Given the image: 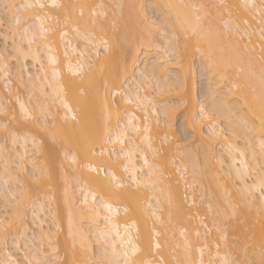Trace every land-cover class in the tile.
<instances>
[{"label": "bare ground", "instance_id": "bare-ground-1", "mask_svg": "<svg viewBox=\"0 0 264 264\" xmlns=\"http://www.w3.org/2000/svg\"><path fill=\"white\" fill-rule=\"evenodd\" d=\"M111 1H118V7L126 10L120 8L125 22L133 19L140 27L139 18H146L143 0ZM152 4L172 20V40L162 37L161 43L153 45L156 42L149 38L142 37L143 41L133 33L132 38L130 29L135 31V24L129 22L127 26L133 25L129 29L123 20L116 22L118 29L121 25L127 29L118 31L123 37L124 31H130L126 32L129 39L125 43L118 42L116 33L109 35L108 30L95 37L90 27L107 12L101 0L87 10L84 0H0L9 14L10 30L24 42L11 43L13 48L19 54H28L33 65L32 69L24 65L15 73L16 84L22 86L25 81L48 98L38 102V108L51 117L52 140L69 150L63 153L68 168L66 164L59 166L58 151L48 153L52 162L46 160L42 166L44 159L39 162L35 154L44 158L47 149L45 143L28 133L29 129L37 131L29 104L13 96L22 113L19 123L26 129L20 137L14 132L9 135L12 143L19 142L18 147L12 146L15 149L0 144L1 183L15 181L10 166L14 156L23 179L27 164L35 170L31 174L35 182L29 181L36 184L32 186L38 187L34 189L42 196L31 200V188L15 200L11 197L17 186L0 189L4 198L8 196L10 202L14 199L10 213L0 207V228H19L24 243V248L18 247L24 262L4 249L0 264H53L58 258L55 251L61 224L65 226L60 238L65 264H241L231 260L236 248L241 257L264 258V0H153ZM221 12L228 15L216 21ZM232 13L238 14L243 23L233 20ZM59 19L65 26H58ZM164 26L156 32L163 33ZM152 29L151 35L155 33ZM167 42L170 47H166ZM194 56L212 80L208 85L211 108L197 99ZM3 64L0 61L1 77L7 75ZM9 83L6 76L4 89L10 91ZM151 84L156 89H151ZM113 94L119 97L115 99ZM167 94L176 96L175 106L166 101ZM33 95V100L40 101L42 96ZM3 98L0 93V103ZM4 105L1 111L7 109ZM178 108L183 111L180 124L198 142L202 165L197 163L206 168L212 188L225 204L222 214L220 208L213 209L216 215L210 218L211 225L209 219L203 221L206 215L193 211L195 200L190 189L194 185V191L202 188L200 173H196L199 168L189 163L187 169L183 160L168 149L171 144L161 146L172 135L174 110ZM7 112L6 120L10 122L8 117L13 115L10 119L14 122L17 114ZM220 112L227 118L230 114L235 117L229 133L219 120ZM3 123L0 127L7 125ZM40 125L47 128L46 122ZM189 172L199 173L198 179L194 175L187 178ZM56 176L65 182L62 188L57 187ZM46 185H50L48 190ZM204 203L207 208L203 207V212L213 214L210 201ZM27 205H31L30 218L37 228L34 234H30L32 229L25 219ZM246 207H251L250 211ZM252 208L257 214L254 221L245 214H253ZM49 216L52 227L46 221ZM221 217L228 220L224 223ZM212 229L217 232L215 238L211 237ZM4 235L1 232L0 240ZM16 238L12 242L17 244ZM224 240L226 250L220 248ZM42 241L48 249L40 246Z\"/></svg>", "mask_w": 264, "mask_h": 264}, {"label": "rangeland", "instance_id": "rangeland-1", "mask_svg": "<svg viewBox=\"0 0 264 264\" xmlns=\"http://www.w3.org/2000/svg\"><path fill=\"white\" fill-rule=\"evenodd\" d=\"M85 2H86V6H87V4L88 5H90L89 7H92V6H94V5H92V4H94V2H96V1H98V0H84ZM101 1H103V6L106 8V10H107V12L101 17V18H98V19H96V21H95V24L94 25H92L90 28H91V31L94 33V36L95 37H101V35L103 34V32L104 31H107V33L109 34V35H112V34H115V36L118 38H116L117 40H118V42H120V43H125V41H127L128 39H127V37L125 38V36L127 35L126 34V32L127 31H124V33H125V35H124V37H123V35H122V33H121V31L120 32H118L119 30H121V28H123L122 27V25H121V27L118 29V26H119V23L117 24V22H120V23H123V22H121L123 19H125V18H123V16L122 15H124V11L122 10V9H124L123 8V6L122 5H120L121 7H122V13H121V10H120V8L118 7V5L116 4V3H118V1H116V3H113L111 0H101ZM152 1L153 0H143L142 1V3H141V6H142V9H144V12H145V17L146 18H139V20H141V21H139V26L140 27H136V25H138V24H135V23H133L132 22V20L131 21H129V22H131V24H135L134 25V30L135 31H133L132 29H130V27H132L133 28V25L131 26H127V25H129L127 22H125V20H123L126 24L124 25V26H126L127 28H129L130 29V31H131V33H130V31H128L127 33L131 36V34L133 33L134 34V36L136 37V35L137 36H139L140 35V37H141V40H145V39H142V37L143 38H146V39H148V40H151V42H156V43H153V45L154 44H157V43H161L162 41H163V38L162 37H168L169 38V36H170V33L172 34V32L173 31H175V28H173L172 29V25H173V22H172V20L171 19H167V18H169L168 16H167V14H165V11L162 9V11H161V9L159 10L157 7H155L156 5L155 4H152ZM115 2V1H114ZM124 1H122V3H123ZM83 4V3H82ZM84 5H85V3H84ZM117 5V6H116ZM5 6V5H4ZM1 7H3V6H1L0 5V53H1V55H0V61H3L4 62V64H3V68L7 71L6 73H7V77L9 78V80H10V83H9V87H12V90H7V88H5L4 89V84H3V80H6V76L5 77H1V68H0V85L1 86H3L2 87V89H4L3 91H0V93L2 94V96L4 97L3 98V100H4V102H2L3 100H1V103H0V106L2 107V105H4L3 103H5V107H7V109L5 110V109H3L4 111H1V107H0V123H2L3 121H4V123L3 124H7V125H5V126H2V127H0V144H2L1 142H3V144H4V146H7L8 147V149H15L14 147H16V145H17V147H18V145H19V142H16V143H12L11 142V138H10V136L9 135H11L12 134V132H14L15 134L17 133L18 135L17 136H19L20 137V135L21 134H23L22 132H23V130H25L24 128H23V126H21V124L19 123L20 121H22L23 120V118H21V115H22V113H20V110H18V107H17V105H16V102H17V100H16V98L14 99L13 98V96L15 95H17L21 100H24V102L26 101L27 102V104H29V108H30V110H31V112H32V116H31V118L34 120H32V119H30V120H32L33 121V123H34V126L36 127V129H37V131L36 130H30L29 129V132L28 133H31L35 138H37V139H39V141L40 142H43V144L45 143V147H46V149H47V153H46V151H45V154H46V156L43 158V156L41 157V155H40V153H36L35 154V157L37 156V155H39L38 157H37V160L39 161V162H41L43 159H44V161H42L41 163H43V165L42 166H45V163H47L48 161H46V160H49L50 162H52L51 160L53 159V157H50L49 155L50 154H48V153H52V152H55V153H57V151L59 152V153H57V154H55V155H58L59 154V156H61V157H59L61 160V164L59 165V166H65L64 164H66V168H68V165H67V162H68V160L64 157V154L63 153H65L64 152V149L65 148H63V147H61L60 146V144L58 143V142H55V141H53L52 140V137H51V131H50V128H52V125H53V122H51V117H47L48 115H47V113H43L42 111H40V109L38 108L39 106L37 105V103L38 102H40L41 103V101L42 100H48V98L46 97V96H42L39 92H37L36 90H34V89H32V88H30V86L29 85H27V83L25 84L24 82H23V85L21 86V85H18V84H16V81H15V73L18 71V70H23V66L25 65V67L27 68L28 67V69H32V67H33V65H32V60H31V57L28 55V54H19V52L17 53L16 51H15V49L13 48V44H11V43H14V42H21V44H23L24 42L23 41H20V39H19V37L17 36V35H13V33H12V31L10 30L11 28H9V26H10V24H9V22H10V17H9V14H8V12H7V10H6V8L4 9V7L3 8H1ZM89 7L87 6V8H86V10L87 9H89ZM118 9L120 10V11H118ZM125 10V9H124ZM126 11V10H125ZM164 11V12H163ZM224 11V10H223ZM224 12H226V11H224ZM128 13V12H127ZM222 13V12H221ZM218 14L217 16L218 17H216V21H221V19H219V17H223L224 15H228L227 13H222V14ZM164 14V15H163ZM79 15V14H78ZM77 15V16H78ZM82 16H83V14H81ZM223 15V16H222ZM232 15H234L233 13H232ZM80 16V15H79ZM78 16V17H79ZM128 16V15H127ZM165 16H167V18L165 17ZM126 17V16H125ZM165 17V18H164ZM238 17V18H237ZM123 18V19H122ZM115 19V20H114ZM127 19H128V17H127ZM126 19V20H127ZM142 19H143V21L146 23L147 21H145V20H148V22L145 24L143 21H142ZM166 19H167V21H166ZM235 19H237V20H235ZM110 20H112V21H110ZM117 20H119V21H117ZM128 20H130V19H128ZM165 20V21H164ZM233 20H235V21H237V22H239L240 24L241 23H243L242 21H241V19H240V17L238 16V14L235 16L234 15V17H233ZM59 21H60V23H59V27H63V26H65V24H62V21H61V19H59ZM115 21V22H114ZM117 21V22H116ZM149 21H151V22H149ZM169 21L171 22V25H169L168 23H169ZM113 22H114V24H113ZM135 22H137V21H135ZM152 25H151V24ZM156 23V26H158V24L161 26V25H166V26H164V28L163 29H165L164 30V32L162 33L161 32V34H158L157 32H158V29H159V31H160V26H158V27H156L154 24ZM217 23H220V24H222V22H217ZM145 24V25H144ZM118 25V26H117ZM149 25V26H148ZM154 25V26H153ZM167 25L169 26V27H167ZM151 26V27H150ZM142 27V28H141ZM173 27H175V26H173ZM141 28V29H140ZM144 28V29H143ZM147 28V29H146ZM149 28V29H148ZM154 29V31H155V33L154 32H152V33H154L153 35H151V29ZM123 29H126L125 27L123 28ZM153 29H152V31H153ZM163 29L161 30V31H163ZM127 30V29H126ZM140 32H138V31ZM141 30V31H140ZM147 30H149V31H147ZM157 31V32H156ZM172 31V32H171ZM113 32H115V33H113ZM149 32V33H148ZM123 33V34H124ZM160 33V32H159ZM162 34H163V36H162ZM168 35V36H167ZM133 36V37H134ZM151 36V37H150ZM174 36V35H173ZM172 35L170 36V40H172V38L171 37H173ZM12 37V38H11ZM17 37V38H16ZM129 37V36H128ZM132 37V36H131ZM132 37V38H133ZM134 37V38H135ZM140 37H137V39H139L140 40ZM154 37V38H153ZM12 39V40H11ZM122 39H124V42H122L123 40ZM127 39V40H126ZM131 39V38H130ZM154 39V40H153ZM14 40V41H13ZM15 40H17V41H15ZM169 40V41H170ZM11 41H13V42H11ZM23 42V43H22ZM12 45V46H11ZM126 45H127V42H126ZM166 47H170V44L167 42V46ZM100 50L102 51L103 50V48H100ZM23 51H27V50H23ZM27 53V52H26ZM22 55H24V56H22ZM197 58V59H196ZM42 59V58H41ZM142 62H144V58H142ZM139 62L141 63V59L139 60ZM34 64V63H33ZM193 68H194V75H195V80H196V94H197V99H198V101H203L204 103H206L205 105L208 107V108H211L212 107V99L210 98V89H209V86L208 85H211V84H209V83H211L212 82V80L211 81H209L210 79L208 78V76H207V74H206V72H205V70H202V69H200V67H199V64H198V57H196V56H194L193 57ZM175 69V68H174ZM173 69V70H174ZM23 72V71H22ZM208 78V79H207ZM3 85H2V84ZM31 89H32V91L33 92H31ZM45 89H47V88H45ZM151 89H156V86L154 85V84H151ZM33 93L34 94H38V96H42L41 97V99H39L40 101H38L36 98H34V100L32 99L33 97H34V95H33ZM47 93H48V89H47ZM114 96H115V99H117L119 96L116 94H113ZM10 97V99H7V98H9ZM5 98H6V100H5ZM40 98V97H39ZM6 101V102H5ZM16 101V102H15ZM166 101H168L169 103H171L172 105H176L177 103V98H176V96L175 95H168L167 94V97H166ZM171 101V102H170ZM174 102V103H173ZM4 107V108H5ZM17 107V108H16ZM3 108V107H2ZM39 109V110H38ZM10 110V111H9ZM5 111H8L7 113H9V114H17L16 116L17 117H19V119L15 116V118H16V120H14V122H11V119H13V118H11L10 119V117L11 116H13V115H11V116H9L8 118H9V121L10 122H8L6 119H7V115H5L6 117H4V113H5ZM174 111H176L175 112V114H174V118H173V123H172V135L170 136V139L168 140V141H166V142H162L161 143V146L162 147H167V146H169L168 144H171L169 147L170 148H168L169 150H171L170 152L174 155V156H177V157H180L182 160H183V162L187 165V169H189V163L192 165V164H196V167L197 168H199L198 170H196V173L197 172H199L198 174L200 175H198V177H199V181L200 182H202V188L200 187H198V190H195L194 191V189H197V186L196 185H194L193 186V189H190L191 190V193L194 195L193 196V198H194V200H195V204L193 205V208L195 207V209L193 210V211H195V210H197L196 212H198V214L200 213H203L204 215H206L205 217H204V215H203V221H207L208 219V224H210L209 222H211L210 220V218H213L214 217V215H216V213H214L213 211V209H219V212L220 211H223V210H221V208L223 207V209H225L224 208V206L223 205H225V204H223L222 203V201H221V199H218V197H217V195H216V192H217V190L215 189V188H212L213 187V185H212V179H211V177H209L210 175H208V172L205 170L206 168H204V166H202L203 168H201V165H202V163H200V162H202V156H201V153L199 152V151H197V149L199 148V146H197L198 144V142H196V140L194 139V137H193V135H192V132L189 130V129H187L185 126H183V125H181L182 124V117H183V111L181 110V109H175ZM12 112V113H11ZM220 114H221V116H220V118H219V120H220V122H221V124H222V126H223V128H224V131L226 132V133H229V128H230V126L232 125L231 124V121H233V120H235V117H233V116H231V114H230V117L229 118H227V117H225L221 112H220ZM43 115V116H42ZM233 115V114H232ZM14 117V116H13ZM42 118V119H41ZM38 119V120H37ZM41 119V120H40ZM40 120V121H39ZM47 120V121H46ZM13 121V120H12ZM44 121V122H43ZM46 122V126H47V128H41V125H40V127L38 126L39 124H41V123H45ZM50 122H51V124H50ZM35 123H36V125H35ZM181 123V124H180ZM49 124V125H48ZM34 126H33V128H34ZM50 126V127H49ZM10 129V130H9ZM23 129V130H22ZM35 129V128H34ZM7 131V132H6ZM10 133H9V132ZM238 138H239V140L240 139H242V133H241V131H238ZM170 140L171 141H173L172 143H170ZM241 141V140H240ZM168 143V144H167ZM196 145V146H195ZM12 146H14V147H12ZM190 148V149H189ZM218 148V147H217ZM49 149H51L50 151H48ZM53 149V150H52ZM62 149V150H61ZM194 149H196V151L194 150ZM200 149V148H199ZM198 149V150H199ZM182 150V152L180 153V154H177V152L176 151H181ZM190 150V151H189ZM52 151V152H51ZM65 151H66V153H68L69 152V150H66L65 149ZM68 151V152H67ZM195 151V152H194ZM201 151V150H200ZM199 153V155H198V153ZM48 154V155H47ZM190 154H191V156L192 155H194V157H197V159L195 160V158L193 157V159H192V157H190ZM196 154H197V156H196ZM52 155V154H51ZM47 157V158H46ZM52 158V159H51ZM191 158V159H190ZM201 158V159H200ZM11 163H10V166H11V170L13 171V173L15 174V176H14V182L13 181H11V180H9V178H8V182H6L5 183V185H3L2 183H1V179H0V189L2 188V189H4V187L3 186H6L7 187V189L8 188H10V189H12L13 187L12 186H14V187H16L17 186V188H18V190H17V188L16 189H14L16 192H15V195L14 196H12L11 198H16L15 200H17V199H19L20 197H19V195H21L22 193H23V191H25V190H27L26 192L28 193V191H30V190H32L31 188H35V189H37L38 190V187H33L32 186V182H30V181H33V182H35L34 180H36V179H33L32 177H31V174H34V172H35V170H33V169H31L32 167L30 166V165H26V171H25V173H24V176L26 177V178H24L23 179V177L21 176V172H20V170L18 169V166H17V163L15 162V157L14 156H12L11 158ZM197 160H201V161H197ZM46 161V162H45ZM53 161H55V159L53 160ZM195 161V162H194ZM200 163L201 165H199L198 163ZM60 163V162H59ZM197 164H198V166H197ZM197 168H195V169H197ZM204 170L206 171V172H204ZM34 171V172H33ZM175 172H177V171H175ZM20 173V174H19ZM27 173V174H26ZM178 173V172H177ZM205 173V174H204ZM26 174V175H25ZM203 174V175H202ZM193 175L195 176V178H197L198 179V177H197V175L196 174H192V173H188V175L186 176L187 178H192L193 177ZM32 178L33 180H31L30 178ZM47 177V176H46ZM58 176H56V184L58 183V188H62V187H60V185L62 184V185H65L64 183V181L62 182L61 180H63L62 178H61V176H60V178L58 177ZM70 179H71V177H69ZM28 179V180H27ZM47 179V178H46ZM69 179V181H70V183L72 184L73 183V181H71ZM12 180H13V178H12ZM30 180V181H29ZM48 181L49 180H51V178L50 177H48V179H47ZM237 180V179H236ZM235 180V181H236ZM21 182V183H20ZM37 182V181H36ZM38 184V183H37ZM33 185H36L35 183L33 184ZM61 185V186H62ZM20 186H23L24 187V190H23V188L22 189H20ZM32 186V187H31ZM38 186V185H37ZM48 187H50V185H46L44 188L45 189H47ZM6 189V188H5ZM34 189V191L36 192H34V191H30V193H31V195L29 194V198H30V196H31V200H34V199H37V198H39L40 196H42V195H38V192L36 191ZM201 191H200V190ZM213 191H212V190ZM216 191H215V190ZM9 190V189H8ZM20 190H21V192H20ZM48 190V189H47ZM183 190H185L184 188H183ZM190 190L187 188L185 191H188V192H186V193H190ZM193 191V192H192ZM203 191V192H202ZM215 192V193H214ZM36 194V195H35ZM40 194V193H39ZM45 194H47V192H45ZM3 194L1 193V191H0V207H1V210L4 212H7V214H8V212L10 213V211H11V205L13 204V202H14V199H12V201L10 202V200H11V198H7V200H6V198H4V196H2ZM34 195V196H33ZM203 197H202V196ZM36 196V197H35ZM75 196V199H76V197H78V195H74ZM18 197V198H17ZM200 197H201V199H200ZM218 199V201H217V199ZM29 199V200H30ZM47 200V201H46ZM200 200V202L199 203H197L198 201ZM202 200V201H201ZM44 201H46V202H50V199H45ZM52 201H53V199H52ZM206 201H210V205L212 206V213L213 214H211L210 212H209V214L207 213V212H203L204 210H206V204L204 203V202H206ZM219 201H221L220 203L221 204H219L218 202ZM4 203V204H3ZM53 203H54V201H53ZM50 204H52V203H50ZM3 207H2V206ZM7 205V206H6ZM27 206H29V207H27L26 208V210H28V211H26V212H28L27 214H26V218L25 219H27V225L30 227V229H32V230H29V232L31 231V233L30 234H34V232L36 231V225H32V220H31V218H30V210L29 209H31L30 207H31V205H27ZM51 206H53V205H50V207ZM222 206V207H221ZM7 207V208H6ZM10 207V208H9ZM203 207H204V210H203ZM206 207V208H205ZM52 209H53V207H51ZM247 208V207H246ZM246 208H244V210H246ZM249 208V207H248ZM247 208V210L248 211H250V208L248 209ZM246 210V211H247ZM251 210H253V214L251 213V212H249V213H246L245 212V214H249V215H247L248 217H249V219L251 218V220H253L254 221V217H256L255 216V211H254V209L252 208ZM4 212V213H5ZM196 212H194V213H196ZM207 213V214H206ZM221 214H222V212H220ZM197 214V213H196ZM5 215V217L7 216L6 214H4ZM237 215H238V213H237ZM253 215V216H252ZM257 215V214H256ZM28 216V217H27ZM232 216V215H231ZM50 217V216H49ZM228 217H230V216H228ZM233 217H236L237 218V216H235L234 215V213H233ZM232 217V219L233 220H235L236 218H233ZM29 218V219H28ZM51 219V217L48 219V217H47V223H48V225L49 226H53V223H52V221L50 220ZM202 220V219H201ZM221 220H223V222L225 223L228 219L227 218H222L221 217ZM250 220V221H251ZM62 223H64V222H62ZM30 224V225H29ZM199 224H201V223H199ZM32 225V226H31ZM61 225H63V226H61V228L59 227V230H58V237H57V242H58V247H57V249H56V256L58 257V258H56L55 260H54V263L53 264H65V261H64V258H65V256H64V250H62L63 248V245H62V243H60L61 242V235H64V232H65V226H64V224H61ZM202 225V224H201ZM211 225V224H210ZM29 227H28V229H29ZM64 228V229H63ZM2 228H0V234H1V232H5V235H4V237L2 238V240H0V255L3 253V250L5 249V250H8L18 261H22V262H24V260H23V258H22V254H21V252L19 251V249H18V247L20 246V247H22V248H24V243H23V240L22 239H20L19 237H21V235L19 234L20 232V229L18 228V230H11V231H6L7 229L6 228H4V229H2ZM14 231V232H13ZM33 231V232H32ZM212 231V233H214L213 235L214 236H211V237H214L215 238V235L217 236V234H215V233H217L216 232V230L214 231V229H212L211 230ZM37 232V231H36ZM35 232V233H36ZM15 233H16V235H15ZM61 233V234H60ZM19 235V236H18ZM36 235V234H35ZM59 235H60V237H59ZM18 236V237H17ZM17 237V238H16ZM13 238H16L15 240H17L18 242H17V244L16 243H13L12 241H14V239ZM213 238V239H214ZM36 240H38V238L36 239ZM14 242H16V241H14ZM43 242V244H40V246L42 247V248H44V250L47 248L48 249V245L46 246L45 245V242L44 241H42ZM41 242V243H42ZM211 243V242H210ZM209 243V244H210ZM37 245H38V243H37ZM212 245V244H211ZM231 245V244H230ZM226 247H227V245H226V242H225V240L224 241H221V244H220V248L221 249H225L226 250ZM230 247V246H229ZM232 247L234 248L235 247V245H232ZM176 248V247H175ZM24 250V249H23ZM96 250V247L94 248V252H95V254H96V252L97 251H95ZM228 250H229V248H228ZM235 251H236V255L234 256V252H233V254H232V256H234L233 258L231 257V260H232V262H240L241 264H264L263 263V261H264V258L261 260L260 259V261H259V258L257 257V258H250L249 256H243V257H241L240 255L242 254L241 253V251L238 249V248H236V249H234ZM173 253H175L176 254V252L173 250L172 251ZM230 253L232 252V250H230L229 251ZM228 252V253H229ZM172 253V254H173ZM241 253V254H240ZM255 253H257L256 251H255ZM175 254H173V255H175ZM257 255V254H256ZM156 255L154 254V257H155ZM240 256V257H239ZM171 257H172V255H171ZM170 257V258H171ZM239 257V258H238ZM253 257V256H252ZM157 258V257H156ZM94 259V258H93ZM172 260H171V262H175V260H173L174 258H171ZM233 259H235V260H233ZM56 261V262H55ZM59 261V262H58ZM173 262V263H174ZM243 262V263H242ZM26 263V262H25ZM28 263V262H27ZM51 264H52V262H51ZM238 264V263H237Z\"/></svg>", "mask_w": 264, "mask_h": 264}]
</instances>
